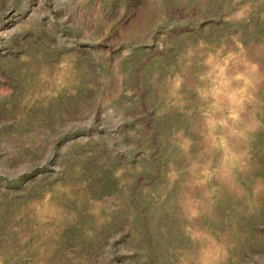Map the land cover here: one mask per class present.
Instances as JSON below:
<instances>
[{
    "label": "rangeland",
    "instance_id": "rangeland-1",
    "mask_svg": "<svg viewBox=\"0 0 264 264\" xmlns=\"http://www.w3.org/2000/svg\"><path fill=\"white\" fill-rule=\"evenodd\" d=\"M0 264H264V0H0Z\"/></svg>",
    "mask_w": 264,
    "mask_h": 264
}]
</instances>
